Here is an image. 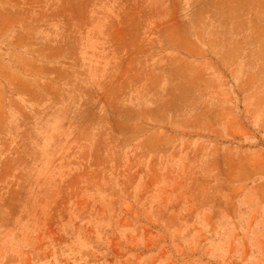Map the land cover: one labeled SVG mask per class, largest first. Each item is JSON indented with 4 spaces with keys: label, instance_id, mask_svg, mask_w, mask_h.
I'll return each instance as SVG.
<instances>
[{
    "label": "rangeland",
    "instance_id": "rangeland-1",
    "mask_svg": "<svg viewBox=\"0 0 264 264\" xmlns=\"http://www.w3.org/2000/svg\"><path fill=\"white\" fill-rule=\"evenodd\" d=\"M0 264H264V0H0Z\"/></svg>",
    "mask_w": 264,
    "mask_h": 264
}]
</instances>
